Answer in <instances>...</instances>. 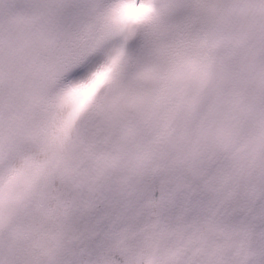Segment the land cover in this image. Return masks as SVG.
Returning a JSON list of instances; mask_svg holds the SVG:
<instances>
[{
    "label": "snow or ice",
    "instance_id": "1",
    "mask_svg": "<svg viewBox=\"0 0 264 264\" xmlns=\"http://www.w3.org/2000/svg\"><path fill=\"white\" fill-rule=\"evenodd\" d=\"M0 264H264V0H0Z\"/></svg>",
    "mask_w": 264,
    "mask_h": 264
}]
</instances>
